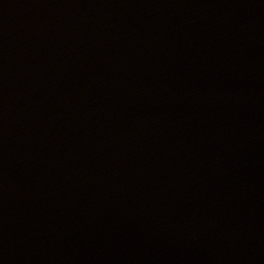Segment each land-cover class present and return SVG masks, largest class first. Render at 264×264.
<instances>
[{"label": "water", "instance_id": "95a60500", "mask_svg": "<svg viewBox=\"0 0 264 264\" xmlns=\"http://www.w3.org/2000/svg\"><path fill=\"white\" fill-rule=\"evenodd\" d=\"M0 264H264V0H0Z\"/></svg>", "mask_w": 264, "mask_h": 264}]
</instances>
